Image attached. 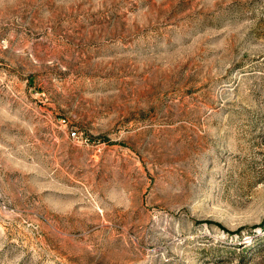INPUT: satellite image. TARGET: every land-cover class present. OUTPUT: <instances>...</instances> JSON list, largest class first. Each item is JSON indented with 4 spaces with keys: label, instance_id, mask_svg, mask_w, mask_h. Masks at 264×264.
<instances>
[{
    "label": "rangeland",
    "instance_id": "1",
    "mask_svg": "<svg viewBox=\"0 0 264 264\" xmlns=\"http://www.w3.org/2000/svg\"><path fill=\"white\" fill-rule=\"evenodd\" d=\"M0 264H264V0H0Z\"/></svg>",
    "mask_w": 264,
    "mask_h": 264
}]
</instances>
